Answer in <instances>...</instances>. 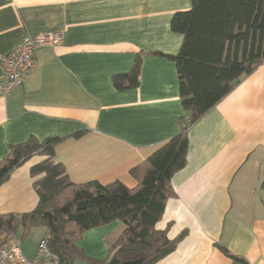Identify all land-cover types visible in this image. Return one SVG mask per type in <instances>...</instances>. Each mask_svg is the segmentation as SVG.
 <instances>
[{"label": "crops", "instance_id": "1", "mask_svg": "<svg viewBox=\"0 0 264 264\" xmlns=\"http://www.w3.org/2000/svg\"><path fill=\"white\" fill-rule=\"evenodd\" d=\"M192 0H0V54L26 34L62 31L37 55V69L4 94L0 65V160L12 144L60 136L55 159L75 182L122 179L129 169L181 131L188 117L176 63L184 35L171 28ZM141 58L139 83L114 80ZM83 131L81 137L74 134ZM187 163L172 178L158 229L188 233L156 264L264 262V64L188 130ZM34 155L0 186V214L31 212L39 196ZM123 230L114 221L87 231L79 245L104 260ZM112 239V240H111ZM221 246L245 262L234 259Z\"/></svg>", "mask_w": 264, "mask_h": 264}, {"label": "trees", "instance_id": "2", "mask_svg": "<svg viewBox=\"0 0 264 264\" xmlns=\"http://www.w3.org/2000/svg\"><path fill=\"white\" fill-rule=\"evenodd\" d=\"M171 28L184 35L178 54L169 56L176 63L183 106L190 111L180 121L181 131L129 169L134 187L120 179L73 181L66 165L55 159L56 147L64 137L40 141L32 136L10 145L0 160V186L32 156L48 157L30 171L39 196L37 206L27 213L0 214V243L20 229L28 233L42 226L59 264H73L79 258L90 264H156L186 237L188 231L183 230L172 239L169 227L162 230L156 224L168 200L177 196L172 178L187 163L189 128L244 76L264 64V0H192L189 10L175 13ZM140 67L138 55L129 72L114 77L116 84L120 88L138 85ZM260 187L264 192V169ZM114 221H120L123 230L110 243L107 258L88 256L79 245L84 234ZM220 248L245 262L226 247Z\"/></svg>", "mask_w": 264, "mask_h": 264}, {"label": "built area", "instance_id": "3", "mask_svg": "<svg viewBox=\"0 0 264 264\" xmlns=\"http://www.w3.org/2000/svg\"><path fill=\"white\" fill-rule=\"evenodd\" d=\"M63 39L62 31L26 34L13 50L0 54V65L4 74L1 84L2 92L9 94L14 88L22 85L25 79L37 69L38 52L46 46L62 43ZM48 241L49 235L45 234L38 245L37 260L33 262L24 253L17 236H13L0 243V264H59L60 258L50 249Z\"/></svg>", "mask_w": 264, "mask_h": 264}, {"label": "rangeland", "instance_id": "4", "mask_svg": "<svg viewBox=\"0 0 264 264\" xmlns=\"http://www.w3.org/2000/svg\"><path fill=\"white\" fill-rule=\"evenodd\" d=\"M120 180L126 183L129 187H134L136 184L135 180L132 178V175L130 173L126 174V176H123V178ZM103 183H107V182H103ZM44 233H45V229L42 226H36L32 228L28 233H24L23 229H20L17 232L16 236L21 242L22 249L30 261L35 262L37 260L38 245L40 240L44 236ZM73 264H90V263L82 258H79Z\"/></svg>", "mask_w": 264, "mask_h": 264}]
</instances>
